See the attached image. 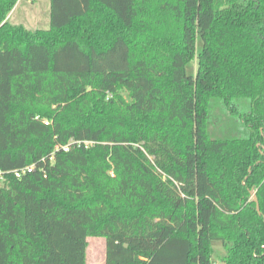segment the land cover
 Masks as SVG:
<instances>
[{"label":"trees","instance_id":"obj_1","mask_svg":"<svg viewBox=\"0 0 264 264\" xmlns=\"http://www.w3.org/2000/svg\"><path fill=\"white\" fill-rule=\"evenodd\" d=\"M18 1L0 0V264H89L93 236L105 264H215L216 242L264 264V0H51L35 30L8 20Z\"/></svg>","mask_w":264,"mask_h":264},{"label":"rangeland","instance_id":"obj_2","mask_svg":"<svg viewBox=\"0 0 264 264\" xmlns=\"http://www.w3.org/2000/svg\"><path fill=\"white\" fill-rule=\"evenodd\" d=\"M51 0H19L9 14L12 24H22L28 29H47L50 25ZM197 61L194 59L187 65V72L195 75ZM126 97L128 98L127 94ZM215 264H225L222 260L225 248L221 243H215ZM106 241L103 237H89L87 261L89 264H105Z\"/></svg>","mask_w":264,"mask_h":264},{"label":"built area","instance_id":"obj_3","mask_svg":"<svg viewBox=\"0 0 264 264\" xmlns=\"http://www.w3.org/2000/svg\"><path fill=\"white\" fill-rule=\"evenodd\" d=\"M78 144H81L80 141L77 142ZM59 148V147H58ZM63 148L65 150H67L69 148V145H66V146H63ZM34 169V165L32 166H27V167H24L22 169H15L14 170V174L17 176V177H21L23 174H25L26 172H32V170Z\"/></svg>","mask_w":264,"mask_h":264},{"label":"water","instance_id":"obj_4","mask_svg":"<svg viewBox=\"0 0 264 264\" xmlns=\"http://www.w3.org/2000/svg\"><path fill=\"white\" fill-rule=\"evenodd\" d=\"M253 200L256 202V209L258 210L259 214H262L261 208H260V202L259 198L255 191L252 190Z\"/></svg>","mask_w":264,"mask_h":264},{"label":"crops","instance_id":"obj_5","mask_svg":"<svg viewBox=\"0 0 264 264\" xmlns=\"http://www.w3.org/2000/svg\"><path fill=\"white\" fill-rule=\"evenodd\" d=\"M8 20H9V16H8ZM9 21H10V20H9ZM50 24H51V18H50ZM49 27H50V25H49ZM49 27H48V28H49Z\"/></svg>","mask_w":264,"mask_h":264}]
</instances>
